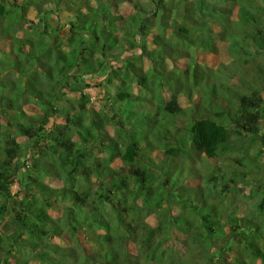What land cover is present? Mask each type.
Listing matches in <instances>:
<instances>
[{
    "label": "trees",
    "instance_id": "1",
    "mask_svg": "<svg viewBox=\"0 0 264 264\" xmlns=\"http://www.w3.org/2000/svg\"><path fill=\"white\" fill-rule=\"evenodd\" d=\"M171 1L0 0V137L5 138L1 148L4 155L0 157V221L6 215L9 200L19 192L20 184L25 181L21 189L24 198L18 199V204L12 207L15 227L10 233L0 231V264H30L24 258V252L34 254L40 264H156L159 261L161 264H202V243L225 237L214 212L215 206L207 203L209 195L204 194L203 188L174 198V193L167 195L166 188L157 192V184L153 182L158 179V184H166L174 179L176 162H170L171 157L180 156L184 144L188 143L196 156L203 154L213 158L228 150L236 139L263 137V133H258L264 98L259 90L239 94L233 92L226 97L224 88L227 85L217 83L213 76H220L209 68L199 63L190 66L189 63L184 70L176 66L168 69L167 61L189 53L186 49V52L179 49L181 42L197 49L214 50L219 41H225L230 43L232 53L248 58L264 55V0H178L180 3H177L179 7L176 9L170 7ZM121 3L130 4L133 8V13L126 18L112 14L109 9ZM67 6L71 10L76 6L77 12L72 10L71 18L62 23L56 18L53 24L52 15H57L61 7ZM82 8L87 11L82 12ZM234 8L240 24H245L242 37L232 25H239L231 20ZM56 9L59 11L54 13ZM30 10L38 16L37 22L27 17ZM7 24H10L8 28ZM24 24L32 33L24 37L16 36ZM149 24L156 27L150 32V42L147 40ZM214 25H219L220 30L214 31ZM172 27L177 44L165 35L166 29ZM58 29L64 33L60 35ZM117 30H122V39L116 36ZM136 36L140 41L134 43ZM8 39L9 45L6 46ZM120 40L121 43H118ZM62 41H66L67 51L58 48ZM119 44L129 49L137 47L141 52L125 56L120 62L113 52L115 45ZM96 53L98 56L95 57ZM143 57L150 63L147 71L139 63ZM109 60L119 62L110 65ZM121 63L125 70L123 76L134 80L143 89V95L132 94L122 81L121 87L107 99V102L112 100L114 105L110 119L124 129V137L116 141V138L106 134L98 135L103 131L100 118L83 117V112H87L86 94L76 105V114L67 113L64 124H56L49 131L45 128L51 114L60 109L59 93L68 88L78 90V86H88L84 79L93 72L108 69L107 81H111V77L118 75ZM4 71H11L6 76L13 74V79L2 77ZM190 76L193 79L191 84ZM202 78H206L205 96L208 93L207 97L211 98L204 101L202 109L210 117L203 112L190 118L187 124L188 142L176 147L164 142L157 144L158 148L163 146L159 172L142 165L137 159L142 142L153 144L147 138L149 134L156 140L167 136L168 116L174 118L184 111L178 101L179 93L183 92L188 99H192L194 91L199 90L195 86L201 83ZM152 81L155 90L165 86L173 91L165 101L157 91L154 98L161 104L157 108L152 100H148V94L154 92V89L148 90ZM29 104L39 108L37 115L26 114ZM147 104L151 111H148ZM224 119H228L231 125L222 123ZM84 120L89 125H84ZM75 134L85 143L91 137L97 144L99 137L100 148V144L104 145L103 141L108 140L104 147L107 156H95L93 160L91 146L77 142ZM17 137L28 140L36 137L32 141L36 154L30 150L25 153H30L29 161L33 157L36 159L32 169L45 173L50 180L62 181L61 186L54 188L37 176L22 178L19 170L23 153H20ZM41 142L44 144L40 145ZM45 150L48 152L45 153ZM50 152L57 155V161L52 162L53 159L47 157ZM115 158H119L124 170L110 166ZM237 161L242 159L237 158ZM75 173L78 177L73 186L64 179H73ZM15 180L18 189L12 192L11 185ZM206 180L216 183L217 178L212 174ZM110 184L112 190L108 188ZM222 186L223 189L228 187L226 183ZM184 187L182 185L181 189ZM170 195L174 199L172 201L181 206L177 208L180 212L178 216L171 214L173 203L169 200ZM52 201L57 206L53 207L54 211H61L57 216L47 210ZM161 203L169 206L164 208L167 220L158 210L161 208H154L161 207ZM260 203L264 214V202ZM111 213L114 219L108 218ZM147 216H154L156 223H147ZM229 217L231 230L246 241L249 256L259 252L252 259L262 263L260 259H264V251L260 247L264 246V241L260 244L258 241L264 239V218L258 222V219L255 218L256 221L243 214ZM158 219H162L161 223L157 222ZM172 227L186 233L184 245L187 250L201 247L191 254L189 260L175 258L166 243ZM53 237L66 241L51 242L49 239ZM129 242L134 245L136 254L128 248ZM164 252L167 254L166 261L162 259ZM143 257L145 259L140 261ZM237 260L238 264L244 262ZM210 262L208 255L203 264Z\"/></svg>",
    "mask_w": 264,
    "mask_h": 264
},
{
    "label": "rangeland",
    "instance_id": "2",
    "mask_svg": "<svg viewBox=\"0 0 264 264\" xmlns=\"http://www.w3.org/2000/svg\"><path fill=\"white\" fill-rule=\"evenodd\" d=\"M21 0H18L20 2ZM92 1V0H89ZM170 2V0H168ZM146 3V2H145ZM180 3L178 0L171 1L170 7L173 8L179 7L177 6ZM93 4V2H91ZM183 5L180 4V8L182 9ZM78 8V7H77ZM112 10V14H119L123 17H128V15L133 13V8L130 4L127 3H121L116 5V7L110 6L109 8ZM63 10V11H62ZM72 10L74 12H77L76 6L72 7ZM71 10V7H61L60 11L56 9L54 13H57V15H52L51 21L53 24H55V20L57 18V22H64L67 21V19L71 18V15L73 14ZM82 12H86V8L81 9ZM81 14V13H80ZM56 16V17H55ZM27 17L32 21H38V16L35 15V12L33 10H30ZM61 19V20H59ZM231 20L234 23L237 21V23L232 24L234 26V29H237V32L240 33V37L244 34L245 24H240V21L237 16V10L234 8L232 9V15ZM39 23V22H38ZM122 23V21L120 22ZM121 24H119L120 26ZM10 24H7L6 27L8 28ZM156 27L152 24H149L147 27V30L149 31L148 34V42L151 41L152 34L150 33L152 30H154ZM214 31L220 30L219 25L213 26ZM172 28H167L165 31V35H167L170 38V41L173 44H177L178 39L175 37V35L172 33ZM32 30L30 28H27L25 24L18 29V32H16V36H25L27 33H32ZM58 32L60 35L64 33L63 30L58 29ZM122 30L116 31V36L120 39L123 38L121 36ZM134 43L137 41H140V38L136 36L134 38ZM118 43H121V40L118 41ZM127 45V43H125ZM6 46L9 45V39L7 40ZM181 45L179 48L183 52L188 51L189 53H182L179 58H175L173 60L167 61V68H172V66H176L180 70H184L187 68L188 64L190 63V66L194 63H199L201 66H205L206 68H209V70H212L213 72L218 74L220 78H217L213 76V79L217 83L223 82L227 85L226 88H224V95L226 97H229L230 94H233V92L236 93H249L251 90H259L262 94V97L264 98V55L261 54L260 56L255 55L251 58L245 57L244 55L236 54V52L232 53V50L230 49V43L229 42H220L217 44L214 50H203L202 48L197 49L195 47L189 46L188 44L181 42L179 43ZM116 48L113 50L115 55H117V58H119L120 62L125 59V56H129L132 53H138L140 54V50L135 47L132 49L121 47V44L115 45ZM124 46V45H123ZM26 48H29L28 45H26ZM59 49H63L64 51L68 50V47L66 45V41L61 42V46H58ZM122 48V49H121ZM234 48V47H233ZM8 49V47H6ZM119 49V51H118ZM186 49V51L184 50ZM8 56L12 57V54L8 53ZM1 56V52H0ZM98 56V53L95 54V57ZM114 58V57H113ZM116 59V56H115ZM118 60L113 61L109 60L108 63L110 65H115L114 62H119ZM139 63L142 65L144 71H147L150 63L149 60L146 57H143L139 60ZM11 71H4L3 76L5 78L13 79V74L6 76ZM74 72V70L72 71ZM118 75H115L114 77H111V81H107L108 78V69L98 72L89 73L87 77H85V82L88 86L81 87L78 86L80 89L73 90L72 88L65 89L63 92L59 93V105L60 109L56 113L51 114L49 117V121L45 125V128L49 131L52 129V127L56 124H64L65 123V116L67 113H74L76 114V105L79 101L83 98V94H86L88 96L87 101V112H83V117H92V118H100L102 124H103V131L99 133L98 135L106 134L107 136H111L114 139L116 138L118 141L122 136L124 137V129L121 126H118L117 124H114L112 120L110 119V116H113V107L112 100L110 102H107V99H109L117 89L121 87L122 81L126 84L127 87H129V90L132 94H142L143 95V89L134 81L129 80L125 76H123L125 70H124V64L121 63V67L117 70ZM148 73V72H147ZM77 74V73H76ZM1 77V76H0ZM15 78V76H14ZM181 78V77H180ZM124 79V80H122ZM191 76L189 77V84L192 82ZM201 83L198 86H195L199 90L194 91V95L192 99H188L187 96L181 92L178 95V101L184 111L177 116H173L174 118H171L168 116L169 123H166L167 128L169 129V133L166 137L161 138L160 140H156L152 137V135H147V138L150 139V142H152V145L146 144L145 141L141 144V149L138 152L137 159L141 161L142 165L150 166L154 172H159L160 169V162L163 159V146L158 148L157 144H162L163 142L166 143L168 146L176 147L179 144H182V142H188L186 139L188 138V131H187V124L190 123V118L196 117L198 114H202L204 110L202 109V105L205 104V100L211 99L207 97L208 93L205 96V83L206 78H202ZM151 85V86H150ZM149 85L148 90L154 89V81L151 82ZM220 87V86H219ZM229 89L232 91L229 92ZM159 92L161 93V97L163 100H167L170 95L173 93V91L168 90L165 86L159 87ZM157 89L153 90L154 92L149 93V99L154 102V106L157 108L160 107V103L156 102L154 95L157 96ZM203 97V98H202ZM207 97V98H205ZM220 99V96H219ZM221 100V99H220ZM199 105V107L197 106ZM147 107L149 108L148 111H151L152 108L147 104ZM196 107V109H195ZM38 107L29 104V106L26 108V114L27 115H37L38 114ZM205 115L209 116V113L204 112ZM263 118L261 119V128L259 130L258 134L264 135V110L262 112ZM125 116V115H123ZM210 117V116H209ZM166 118V116L164 117ZM124 119V118H123ZM1 120V119H0ZM117 117L115 118V121H117ZM34 124H37L36 121H32ZM222 123H224L226 126H230V121L228 119L222 120ZM84 125H89V122L87 120L83 121ZM126 128H128V125H126ZM138 132L136 131V134ZM34 137L31 140H28L24 137H17V140L20 143V153L22 152V156L20 158V172L22 178L26 176H37L39 179H41L44 183L49 184L52 187H59L63 184L62 181H53L50 180V178L45 175L43 172H35L32 169V165L36 160L34 157L29 161V166L26 167L23 163L30 157V153L25 154L26 151H31L36 154L35 148L32 146V141L35 139ZM74 139L77 142H81L83 144H86V146H91V155L93 160L95 159V156L97 158L107 156L106 151L104 150V147L106 144L109 143V141H103L104 145L101 143L99 147V137H97V144H94V141L92 138L88 137V142L82 141V138L80 139L78 134L74 135ZM123 141V138L121 139ZM157 141V143H156ZM5 144V138L0 137V157H3L4 154H2V146ZM44 143L41 142L40 145H43ZM156 144V146H155ZM123 145V144H122ZM188 143L184 144V148L181 151V155L178 156H172L170 162H176V172L175 177L173 180H170L166 184H162L161 182L158 184V179H156L153 183L157 184V192L161 188H166L167 195L170 193H174L175 196H181L186 192V194L191 193L194 191V189L197 188H203V192L206 195H209V197L206 198L207 203L213 204L215 206L214 212L215 215L219 218L221 225L223 227L225 237L222 236V238L218 239H212V240H205L202 243V264L205 263V257L209 255L211 257V262L207 264H214L215 262H218L220 264H238L237 259L244 260L243 264H264V259L261 258L260 261H263L262 263L259 262V260H253V258H256L258 256L259 252L251 253V256H249V250L247 248L246 241L235 234L234 231L231 230V223L229 222V216L230 215H246L252 218H256L258 222L260 220L262 221V218H264V214L262 213V210L260 208V202H264V136H245L240 139H236V141L228 147V150L225 152H220L216 157L210 158L205 155H199L196 156L193 154L191 149L188 147ZM51 152L53 150H50ZM48 150H45V153H47ZM48 153L47 157L52 158V162L57 161V155ZM44 153V154H45ZM38 154V153H37ZM88 154V155H90ZM29 155V156H28ZM87 155V156H88ZM237 158L242 159V161H237ZM29 160V159H28ZM169 160H166V162ZM158 166L157 168L154 167ZM115 169L122 168L124 170V167L120 163L119 158H115L113 162L110 164ZM18 172V175L20 174ZM212 174L215 175L217 178L216 183H211L209 180H206V177L211 176ZM78 177V173L74 174L73 179L71 177L65 178L64 180H69V182L75 186L76 179ZM25 181L20 184L19 192L13 196L9 202H8V209L6 212V215L4 219L0 221V231L2 233H10L13 228L15 227V223L12 220L13 210L12 207L16 206L18 204L17 200H22L24 198V193L21 192V189ZM131 183V181H130ZM222 183H226L228 187H225L223 189V186L221 187ZM28 184V183H27ZM217 184V185H216ZM182 185L185 187L181 189ZM164 186V187H163ZM108 188L113 189L111 187V184L108 186ZM181 189V190H180ZM96 190V188H94ZM34 191V190H33ZM32 191V192H33ZM21 192V193H20ZM115 193V192H114ZM166 195V196H167ZM153 197V195H152ZM172 203V215L178 216L179 210L177 208L179 207L177 203L173 202L172 197L170 195L169 199ZM176 200V199H175ZM179 200V199H178ZM138 202L141 203V200L138 199ZM177 204V205H176ZM55 202H51V206L47 207L48 212L51 214H60V210L54 211L53 207L55 206ZM203 206V204H202ZM154 208H161L158 209L161 213V215L164 216V218L167 215V210L164 208H169L168 205L165 203H161V207H154ZM207 208V207H206ZM53 211V213H52ZM57 212V213H55ZM170 214V211H168ZM145 217V215H144ZM170 217V216H169ZM193 217V216H192ZM109 219H114V214L111 213ZM212 218V217H211ZM168 218L166 217L165 220ZM147 223L152 224L156 223V220L154 216H147L146 217ZM162 219H158L157 222L161 223ZM164 222V221H163ZM260 235V234H259ZM261 236V235H260ZM186 238V233L180 232L178 229L173 228L171 229L170 237L167 240V244L169 247H171L173 256L175 258H180L182 260H189L191 257V254L199 250L200 246H195L193 250H187L184 245V241ZM51 242H65L66 240H63L59 237H53L49 239ZM264 239L262 238L261 241H258L259 244L262 243ZM128 248L132 250L133 253H137L136 250H134V245L129 242ZM260 249H263L264 246H261ZM211 254V255H210ZM35 255L32 253L24 252V258L27 259L28 263L30 264H40L38 260L35 259ZM264 257V256H263ZM145 258H140V261H143ZM162 259L163 261H166L167 254L162 253ZM204 259V260H203ZM195 261V259H193ZM153 262V261H152ZM157 262V261H156ZM155 262V263H156ZM189 262V261H188ZM187 262V263H188ZM162 262L159 261L156 264H161ZM20 264V263H19ZM185 264V263H181Z\"/></svg>",
    "mask_w": 264,
    "mask_h": 264
},
{
    "label": "built area",
    "instance_id": "3",
    "mask_svg": "<svg viewBox=\"0 0 264 264\" xmlns=\"http://www.w3.org/2000/svg\"><path fill=\"white\" fill-rule=\"evenodd\" d=\"M24 165H25L26 167L29 166V160H28V159H26V161L24 162ZM17 189H18V182L15 180V181L12 183V185H11V190H12V192H15Z\"/></svg>",
    "mask_w": 264,
    "mask_h": 264
}]
</instances>
